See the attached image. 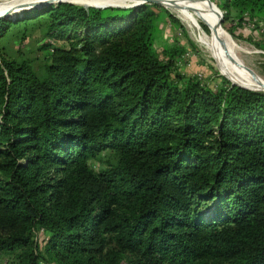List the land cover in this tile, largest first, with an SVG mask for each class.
<instances>
[{
  "label": "trees",
  "instance_id": "trees-1",
  "mask_svg": "<svg viewBox=\"0 0 264 264\" xmlns=\"http://www.w3.org/2000/svg\"><path fill=\"white\" fill-rule=\"evenodd\" d=\"M225 1L239 20L264 18V0ZM134 10L58 2L0 19V253L264 264V92L176 72L178 51L161 59L152 13ZM31 20L70 42L45 44L42 76L1 45ZM105 150L117 160L95 173L88 160Z\"/></svg>",
  "mask_w": 264,
  "mask_h": 264
},
{
  "label": "rangeland",
  "instance_id": "rangeland-1",
  "mask_svg": "<svg viewBox=\"0 0 264 264\" xmlns=\"http://www.w3.org/2000/svg\"><path fill=\"white\" fill-rule=\"evenodd\" d=\"M45 1L40 4L39 2H42V0H0V15L5 14L6 17L16 18L21 16L24 11L32 10L24 9L22 7L24 4H29V9L38 8L43 6ZM91 1H97L98 5L73 4L85 8L104 6L120 10L133 8L135 9L134 13L139 7L147 8L152 13L151 17L158 27L153 49L161 59H166V49L177 50L180 55L175 65L176 72L186 77L196 78L202 85L213 89L222 84L221 77L242 85L241 82L227 75L217 57L213 52L207 50L200 37L202 33H209L210 30L205 23L191 20L192 17H196V11L191 5L177 3V6L173 0H158L164 4L163 6L151 3L148 0ZM212 2L217 6L223 17L224 15L226 17L225 19L223 18L222 26L231 35L234 46L233 51L226 49L225 54L228 56L227 59L232 63L236 73L244 79L252 75L264 82V18L254 12H245L242 14L241 20H239L237 11L227 6L225 0H212ZM132 16L117 19L113 22V26L119 28L127 27ZM47 33L44 21L31 20L28 23L16 25L1 40L4 56L15 61H27L33 70L42 76L47 64L46 51L43 49L45 44L52 43L59 47H68L70 44L65 39L47 37ZM248 69H251L254 74ZM116 160L117 154L115 152L105 150L97 157L89 159L88 165L97 173L101 169L114 164ZM211 208L206 209L204 214L209 213ZM42 236L41 234H34V240L38 238L40 241V251L43 250L44 246ZM120 255V264H144L143 258L139 255L129 252H121ZM17 256V252L0 253V264H17ZM40 264L56 263L54 261L40 260ZM147 264L153 263L147 262Z\"/></svg>",
  "mask_w": 264,
  "mask_h": 264
},
{
  "label": "bare ground",
  "instance_id": "bare-ground-1",
  "mask_svg": "<svg viewBox=\"0 0 264 264\" xmlns=\"http://www.w3.org/2000/svg\"><path fill=\"white\" fill-rule=\"evenodd\" d=\"M59 1L71 2L75 4L88 5V6L98 5L97 1L94 2L91 0H46L43 5L47 3L55 4L58 3ZM173 1L176 3V5L177 3L181 5H185V4L191 5L196 11V17L195 18L192 17L191 20L192 21L198 20L201 23L203 22L207 25L208 29L210 30L209 33L206 32L202 33L200 38L205 44L207 50L213 52V54L217 57L218 61L223 66L224 72L227 75L232 76L234 79L241 82L242 85L244 86H248L252 88H258L264 86V82H261L252 75H249L248 78L245 79L241 78V76H238L239 74L236 73V70L232 66V63L227 59L228 56L225 54L226 53L225 50L230 49L231 51H233L234 42L232 40L231 35L224 29V27L222 25H219V17L220 15H222V13H220L217 6L214 4V2H212V0H173ZM43 2L44 0H42V2L39 3L41 4ZM28 6L29 4H24L22 7L24 9H29Z\"/></svg>",
  "mask_w": 264,
  "mask_h": 264
},
{
  "label": "water",
  "instance_id": "water-1",
  "mask_svg": "<svg viewBox=\"0 0 264 264\" xmlns=\"http://www.w3.org/2000/svg\"><path fill=\"white\" fill-rule=\"evenodd\" d=\"M149 2L151 3H155V4H159V5H164L162 2L158 1V0H148ZM60 2H64V1H59ZM94 8H98V9H103V8H106L105 6L104 7H94ZM31 9H34V8H30V9H27V10H31ZM1 18H6L5 14H1L0 15V19ZM13 20V19H12ZM224 19H223V15H220L219 17V25H222ZM251 73H253V71L251 69H248ZM254 74V73H253ZM225 76V75H224ZM231 84H234V85H237V86H240L242 88H245V89H248V90H252V91H263L264 92V86L262 87H258V88H250V87H246V86H243V85H240V84H237V83H234L230 80Z\"/></svg>",
  "mask_w": 264,
  "mask_h": 264
}]
</instances>
